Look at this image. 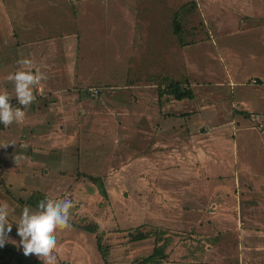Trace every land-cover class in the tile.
<instances>
[{
	"label": "rangeland",
	"instance_id": "rangeland-1",
	"mask_svg": "<svg viewBox=\"0 0 264 264\" xmlns=\"http://www.w3.org/2000/svg\"><path fill=\"white\" fill-rule=\"evenodd\" d=\"M28 6L33 4H23ZM50 14V27L75 33L72 56L65 40L53 53L43 46L44 57L54 60L51 72L31 63L34 73L46 76L43 92H34L23 121L0 129V202L9 204L12 224L0 264L42 263L24 255L16 224L25 206L35 210L46 198L73 202L72 228L57 233V264H136L154 246L162 255L146 264H170L183 252L167 260L166 239L191 238L196 219L260 210L264 190L246 176L237 180L231 174L235 154L223 152L230 151L235 128L264 132V100H255L264 96V0H57ZM7 44L0 45V91L13 85L7 76L18 66ZM27 47L15 53L23 55ZM174 82L189 87L193 98L168 94L164 89ZM62 96L69 97L67 105L55 108L54 99ZM70 97L80 105L72 108ZM158 110L169 117L172 132H158ZM181 139L189 149H180L169 175L158 174L161 156ZM158 144L169 148L156 149ZM88 176L99 177L107 194ZM204 221L214 229L213 220ZM242 228L252 231V247L264 246V219L243 221ZM138 232L150 236L133 240ZM199 242L189 251L196 261L191 264L221 263ZM254 247L236 250L230 264H264V249L252 252Z\"/></svg>",
	"mask_w": 264,
	"mask_h": 264
},
{
	"label": "crops",
	"instance_id": "crops-1",
	"mask_svg": "<svg viewBox=\"0 0 264 264\" xmlns=\"http://www.w3.org/2000/svg\"><path fill=\"white\" fill-rule=\"evenodd\" d=\"M26 3H32L33 6L23 8V4ZM16 4H19L20 9L14 8L16 7ZM56 4L57 0H32V2L30 0H0V45L6 46V43H9L7 45L10 47L12 54L10 56V61L13 60V62H18L21 59L27 58L31 61V63H39L38 65L40 66V68L48 70L50 67H53L50 65V63H52V61L54 60L52 59V57H47V55L46 57H44L45 52L43 51V46L46 49H50V51L53 53L55 49H60L61 45H65L64 40L66 41L67 46L65 47L67 51L66 54H68L69 57L72 56L71 41L75 33L73 31L68 33L64 32V30L60 27H50L52 25V19H50L52 18L50 14L51 9L53 5ZM37 11L39 12L37 13ZM108 14H110V9ZM38 19H40L41 21H38ZM39 22L42 24H40ZM101 22L102 21L99 20V23ZM113 27L114 30H118L119 32L122 31V27L120 25L117 28V25L114 24ZM105 30L107 31V23H105ZM5 35L7 36L8 40L5 39ZM75 38L77 41H79V35H75ZM26 45L29 46L27 47V49H25V51L28 50L26 53H24L23 55L15 53L16 49L18 51L20 46L24 47ZM37 45L38 48L35 47L34 50L29 53V51L33 49V46ZM18 66H14L9 71V73H14L18 69ZM32 67L33 66L31 64V69H33ZM48 72L51 71L48 70ZM2 88L6 89L12 99H15V94L11 95V93H13L14 91L13 85L3 84ZM37 88H39L40 90H38ZM43 88L44 86L40 84L34 88V92L41 93L43 92ZM70 98L71 100L69 101V103L73 104L72 108L80 105L79 103L76 105V103L72 101V97ZM257 98L258 100H264V96H261L260 94L255 97V100ZM68 99L69 97L66 96L65 98H63V96L61 98L56 97V99H54L55 102L53 104L56 105L55 108H57V106L61 104L67 105ZM154 100L155 96L152 97L153 103ZM173 101L175 102V100ZM166 104L170 106V103L167 102ZM252 104L255 105V101ZM253 105H251V109L255 110ZM77 108L78 107H76V109ZM159 112L160 110H158L157 113L160 118L159 122L157 123V128L159 129L158 132H161L165 127H167L172 132L173 127L170 128L168 126L169 117L161 116ZM247 112H249V110ZM166 122L167 126H165ZM260 122L262 121H259V123ZM245 129L246 128L241 126L234 129V132H236V138L231 141L232 145L229 147L230 151L226 150L227 152H223V155L229 157L230 152H233V154H235L231 162L233 164L237 163V169L234 171V173L231 174H236L237 180H239V177L241 176H246L247 178H250L252 180V184L255 188H260L264 190V171L259 172L258 170L261 167H263L264 169V132L253 133L254 131H248ZM262 129H264V126L262 127ZM170 131V137L172 138V140H174V135ZM226 142L229 141L227 140ZM177 147H179V150L177 149ZM160 148L162 150L168 149L169 147H165V144H162L160 147V145L158 144L156 149ZM180 149L182 151L181 154L185 151L187 152V150L189 149V145L185 144L184 139L179 140L178 144H173L172 146H170L169 150H167L166 157L164 155V157L160 155L166 162L164 161V163H162V169L158 174H161L162 172H168L169 175L171 173L172 167L170 166H174L175 164L177 165V160L175 158L179 155L181 156V154L179 153ZM216 156L217 158H219L218 154ZM248 170L251 172V174H249ZM257 208H260V210L258 209L256 214L249 213L244 214L243 216L241 213H239L233 217L230 216L228 213H224L217 214L216 216L214 215L213 217H211V219H208L207 217H204L203 220L196 219L198 225L197 227L195 226L193 233L190 234L191 238H187L186 240H180V237L173 235L171 236L172 238L166 239V241H169L170 243V248L168 249V251L166 250L165 252L167 253V255L170 254V257L168 256L167 260H173L174 257H178L180 252H183V256L181 255L180 259H178L180 260V262H178L177 260V262H171L170 264H191L196 262L191 256H188V254L191 249V246H194L198 241H200L199 243L201 244L202 241V247L204 250L207 251V249L210 248V251H207L209 253H213L215 250L217 260L221 262L218 264H230V262L234 263L235 261L233 260L236 250L241 251L243 249H251L254 247H252V239L249 236V232L252 231L250 229L242 228V222L257 221L258 218L264 219V201L263 204L260 206L258 205L256 209ZM204 220H213L214 223L211 225V227L215 226L214 229L209 230V227L202 223L205 222ZM183 221L184 223H187L190 220L184 217ZM230 222H233V224L229 225L228 223ZM205 226L208 231L205 230ZM213 231H215L214 234H212ZM207 234L209 236H212L211 238H209V241H207ZM262 236L264 238V232ZM229 245H232L233 251L229 249ZM260 248L264 249V246L261 247L256 245L254 247L256 251L252 252H257L260 250ZM203 249H201L202 253ZM226 252H228V254H226ZM162 264L166 263L163 262ZM239 264H243L242 260L241 263L239 262Z\"/></svg>",
	"mask_w": 264,
	"mask_h": 264
},
{
	"label": "clouds",
	"instance_id": "clouds-1",
	"mask_svg": "<svg viewBox=\"0 0 264 264\" xmlns=\"http://www.w3.org/2000/svg\"><path fill=\"white\" fill-rule=\"evenodd\" d=\"M17 63L20 67L10 73L7 80L14 86L15 99L19 106L11 104L12 97L7 91H0V123L5 127L23 121V109L30 107L36 100L34 88L46 79L43 72L34 73L31 70L29 59H21ZM72 208L73 202L70 199L52 198L41 200L35 210L25 206L16 224L24 255H34L42 264H57V233L72 228ZM9 215V204L0 202V246L4 244L7 232L11 231Z\"/></svg>",
	"mask_w": 264,
	"mask_h": 264
},
{
	"label": "trees",
	"instance_id": "trees-1",
	"mask_svg": "<svg viewBox=\"0 0 264 264\" xmlns=\"http://www.w3.org/2000/svg\"><path fill=\"white\" fill-rule=\"evenodd\" d=\"M175 29L179 28V24L175 23L174 25ZM166 92H168V94H171L173 96L174 99L176 100H181V99H192L193 98V92L191 91V89L188 87L186 89H184L182 87V85L179 82H174L170 85L167 86L166 89H164ZM163 90V91H164ZM13 102L15 103V105H18L17 100L13 99ZM4 125L0 123V129H3ZM89 180H91L94 184L97 185V189L98 191L104 196L106 195V190L104 188L103 182L100 180L99 177L97 176H88ZM82 229L87 230L89 232H94L96 230L95 226L92 225H85L82 227ZM150 236L149 233L146 232H138L135 235H133V240H143V239H147ZM99 246V243H98ZM98 249L100 250V248L98 247ZM160 255H162V249L159 246H154L153 247V251L150 255L142 258L138 263L136 264H146L149 262H154L156 257H159ZM29 264H42L40 261L38 260H33L31 261Z\"/></svg>",
	"mask_w": 264,
	"mask_h": 264
},
{
	"label": "built area",
	"instance_id": "built-area-1",
	"mask_svg": "<svg viewBox=\"0 0 264 264\" xmlns=\"http://www.w3.org/2000/svg\"><path fill=\"white\" fill-rule=\"evenodd\" d=\"M254 82H256L255 80H253L252 81V83H254ZM38 90H40L39 88H37ZM92 93L94 94V95H96V94H98V90L97 89H94L93 91H92ZM11 104L13 105V106H17V105H15V103L13 102V99H11ZM259 126L262 128L263 126H264V123H262V122H260L259 123Z\"/></svg>",
	"mask_w": 264,
	"mask_h": 264
}]
</instances>
